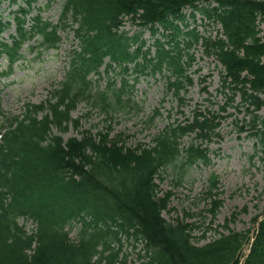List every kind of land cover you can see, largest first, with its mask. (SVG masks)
<instances>
[{"label": "trees", "instance_id": "16d2710c", "mask_svg": "<svg viewBox=\"0 0 264 264\" xmlns=\"http://www.w3.org/2000/svg\"><path fill=\"white\" fill-rule=\"evenodd\" d=\"M36 1L24 0L26 9L13 13L15 33L10 44L0 40V57L12 65L32 41L30 52L56 48L66 30L74 32L79 52L72 53L65 81L44 102L25 105L21 118L6 120V127L4 117L0 120V264H127L120 257L122 238L141 245L140 264H242L249 248L244 264H264V210L251 238L223 225L227 234L217 233L202 246L194 243L205 239L193 237L196 225L162 217L169 194L160 195L156 180L172 165L183 174L186 166L209 163L196 145L176 164L183 137L211 140L214 111L194 112L191 122L166 128L147 146L127 148L122 136L111 138L110 131L62 138L70 127L80 128V118H72L80 103L91 101L111 118L130 102L123 97L133 86L124 80L119 89H111L113 82L93 94L90 77L100 76L102 68L108 73L115 66L126 74L133 65L134 73L148 76L168 70L174 81L167 89L182 103L184 86L192 83L186 74L194 61L190 53L200 46L222 68L221 92L230 96L229 103L240 97L251 137L264 145V0H65L56 25L37 11L27 27ZM195 15L219 28L217 35L190 28ZM124 20L140 32L130 36L122 29ZM10 27L0 14V38ZM145 31L153 38L161 31L165 40H154L153 54L144 51ZM218 208L213 205V216ZM20 219L31 221L34 231L19 226Z\"/></svg>", "mask_w": 264, "mask_h": 264}, {"label": "rangeland", "instance_id": "374dc122", "mask_svg": "<svg viewBox=\"0 0 264 264\" xmlns=\"http://www.w3.org/2000/svg\"><path fill=\"white\" fill-rule=\"evenodd\" d=\"M48 1L37 3L35 8L44 7ZM62 2L55 0V5L43 14L44 19L56 23ZM18 6H23V3L18 0H1L0 12L7 18ZM190 24L212 37L219 30L201 22L199 17H196L195 23L190 21ZM260 29L263 30V26ZM125 30L137 32L127 22ZM10 35H14V27L1 39L8 41ZM62 38L58 52L37 56L35 52L25 50L24 59L18 64L14 75L7 80H0V110L3 116H21L25 104L44 102L49 91L64 81L65 71L69 69L68 53L74 47V39L71 33L62 34ZM142 38L147 45L151 44L147 33ZM191 54L194 62L186 74L192 83L184 88L182 103L167 89V79L173 80L168 70L153 76H140L137 82L134 73L129 72L127 78L134 87L133 94L130 96L128 93L124 97V100L130 98L128 104L109 118L100 106L93 107L91 101L80 103L72 113L73 119L80 118V128L75 130L70 127L62 138L65 141L79 138V132L85 130L92 135L110 131L111 138L121 135L127 148L147 146L166 128L184 126L186 122H191L194 112L204 114L208 110L214 111L213 117H217V120L214 122L216 129L211 140L201 143L196 141L193 134L183 137L179 146L181 155L176 162L179 166L184 161V151L197 145V148L206 151L209 163L186 166L183 174H179V167L172 165L160 173V179L156 180L160 195L169 194L168 210L162 213V217L169 223L179 220L196 225L198 229L192 234L193 237L205 235V239L194 242L199 246L216 238L217 233L227 234V230L220 228L223 225L228 230L247 233L251 238L256 227L255 219L264 210V145H261L259 139L251 137L249 118L240 106V97L235 96L229 103L230 96L221 92L222 68L218 62L212 57H205L199 47ZM5 68L6 63L0 60V72ZM119 75L120 71L114 69L108 75L102 73L100 79L93 77L94 94L106 91L108 83L119 78ZM116 86L118 88L119 82ZM107 94L111 99L110 90ZM213 181L215 185L210 184ZM213 205L219 206L214 216L211 214ZM19 225L24 226L29 233L35 228L30 221L24 223L20 220ZM78 229L77 226L72 228V240ZM121 245L120 257L126 258L127 264L142 263L139 259L143 254L141 245H135L125 238H122Z\"/></svg>", "mask_w": 264, "mask_h": 264}, {"label": "water", "instance_id": "95a60500", "mask_svg": "<svg viewBox=\"0 0 264 264\" xmlns=\"http://www.w3.org/2000/svg\"><path fill=\"white\" fill-rule=\"evenodd\" d=\"M260 223H261V220H259V221L257 222V229L259 228ZM252 244H253V241H252L251 245H252ZM250 247H251V246H250ZM249 253H250V249H249L247 252H245V254H244V256H243V259H242V264H244L245 259L247 258V256L249 255Z\"/></svg>", "mask_w": 264, "mask_h": 264}]
</instances>
